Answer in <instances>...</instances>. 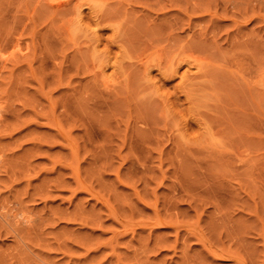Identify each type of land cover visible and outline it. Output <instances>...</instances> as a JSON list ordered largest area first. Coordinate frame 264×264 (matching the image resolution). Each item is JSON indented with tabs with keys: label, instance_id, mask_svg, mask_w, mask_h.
I'll return each mask as SVG.
<instances>
[{
	"label": "rangeland",
	"instance_id": "obj_1",
	"mask_svg": "<svg viewBox=\"0 0 264 264\" xmlns=\"http://www.w3.org/2000/svg\"><path fill=\"white\" fill-rule=\"evenodd\" d=\"M0 264H264V0H0Z\"/></svg>",
	"mask_w": 264,
	"mask_h": 264
},
{
	"label": "bare ground",
	"instance_id": "obj_2",
	"mask_svg": "<svg viewBox=\"0 0 264 264\" xmlns=\"http://www.w3.org/2000/svg\"><path fill=\"white\" fill-rule=\"evenodd\" d=\"M59 2V1H58ZM61 3V2H60ZM16 48V47H15ZM2 55V54H1ZM3 56V55H2ZM3 58L1 57V60H2ZM27 223V222H26ZM28 227V226H27ZM31 228V227H30ZM214 253V252H213ZM11 259H12V257H11Z\"/></svg>",
	"mask_w": 264,
	"mask_h": 264
}]
</instances>
